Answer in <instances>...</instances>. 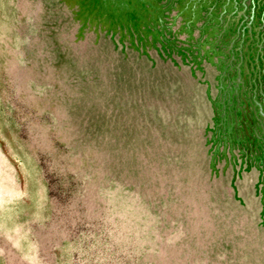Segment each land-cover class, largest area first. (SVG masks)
<instances>
[{
  "label": "rangeland",
  "instance_id": "obj_1",
  "mask_svg": "<svg viewBox=\"0 0 264 264\" xmlns=\"http://www.w3.org/2000/svg\"><path fill=\"white\" fill-rule=\"evenodd\" d=\"M0 264H264V0H0Z\"/></svg>",
  "mask_w": 264,
  "mask_h": 264
}]
</instances>
